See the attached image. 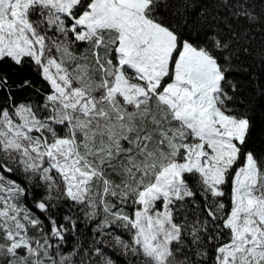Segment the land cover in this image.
<instances>
[{"label": "snow or ice", "instance_id": "obj_1", "mask_svg": "<svg viewBox=\"0 0 264 264\" xmlns=\"http://www.w3.org/2000/svg\"><path fill=\"white\" fill-rule=\"evenodd\" d=\"M257 66L264 0H0V264H264Z\"/></svg>", "mask_w": 264, "mask_h": 264}, {"label": "trees", "instance_id": "obj_2", "mask_svg": "<svg viewBox=\"0 0 264 264\" xmlns=\"http://www.w3.org/2000/svg\"><path fill=\"white\" fill-rule=\"evenodd\" d=\"M237 79L250 95L255 94L257 107L254 113L252 144L257 150L264 149V106H259L258 88V85L264 84V72L258 66L253 67L249 73H238Z\"/></svg>", "mask_w": 264, "mask_h": 264}]
</instances>
